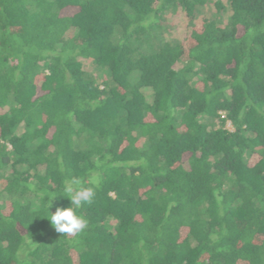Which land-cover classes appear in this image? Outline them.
<instances>
[{
	"label": "trees",
	"instance_id": "1",
	"mask_svg": "<svg viewBox=\"0 0 264 264\" xmlns=\"http://www.w3.org/2000/svg\"><path fill=\"white\" fill-rule=\"evenodd\" d=\"M0 264H264V0H0Z\"/></svg>",
	"mask_w": 264,
	"mask_h": 264
},
{
	"label": "clouds",
	"instance_id": "2",
	"mask_svg": "<svg viewBox=\"0 0 264 264\" xmlns=\"http://www.w3.org/2000/svg\"><path fill=\"white\" fill-rule=\"evenodd\" d=\"M92 183L97 184L96 180ZM95 187H86L83 182L73 177L70 181L65 182L63 187V197L68 198L70 205L68 207H56L54 213L49 210L54 206V202L59 199L56 192L48 191L43 196V200L47 197L46 205L47 213L50 216L46 218L50 221L55 231L61 234L76 235L82 232L88 224V221L80 214L78 210L82 204H91L95 199Z\"/></svg>",
	"mask_w": 264,
	"mask_h": 264
},
{
	"label": "rangeland",
	"instance_id": "3",
	"mask_svg": "<svg viewBox=\"0 0 264 264\" xmlns=\"http://www.w3.org/2000/svg\"><path fill=\"white\" fill-rule=\"evenodd\" d=\"M205 14L209 15L210 10H207ZM164 16H165V20H164L165 24H167L170 29L166 34L167 39H179L187 33L188 30L187 19L184 17L181 11L178 10L175 13H171L170 11H168L164 14ZM84 69L87 71H91L92 73L96 72L91 62H85ZM145 94L146 96H148L149 91L146 90ZM148 99H150V96L148 97ZM219 114L221 115V117L224 116L223 112H220ZM213 121H214L213 124L217 125L219 119L214 118ZM225 127L228 128L229 130H233V127L230 121L228 120L225 122Z\"/></svg>",
	"mask_w": 264,
	"mask_h": 264
}]
</instances>
